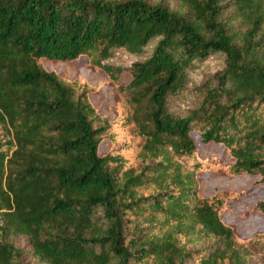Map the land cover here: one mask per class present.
Masks as SVG:
<instances>
[{
	"label": "trees",
	"instance_id": "16d2710c",
	"mask_svg": "<svg viewBox=\"0 0 264 264\" xmlns=\"http://www.w3.org/2000/svg\"><path fill=\"white\" fill-rule=\"evenodd\" d=\"M177 1L0 0V264H264V229L223 219L245 193L224 187L264 184V0ZM150 45L122 83L108 59ZM214 53L223 68L171 112ZM78 58L112 117L102 83L43 64Z\"/></svg>",
	"mask_w": 264,
	"mask_h": 264
},
{
	"label": "rangeland",
	"instance_id": "374dc122",
	"mask_svg": "<svg viewBox=\"0 0 264 264\" xmlns=\"http://www.w3.org/2000/svg\"><path fill=\"white\" fill-rule=\"evenodd\" d=\"M154 2L155 0H150ZM171 6H177V0H164ZM152 45L145 49V52L137 55L130 53L126 49H117L114 52L113 57L108 59V63L116 66H120L124 72L121 78V82L125 83L128 81L130 65L138 60H142L145 56L150 53ZM80 60V61H79ZM76 61V62H75ZM44 66L48 70H55L60 75L66 78H73L79 75L86 78L91 83H102L99 87L98 93L90 96L93 105L101 111V113L112 117V107L114 100L112 96V88L104 85V75L99 70L90 68L86 64V59L78 58L66 62H49L44 61ZM224 66V57L221 53H214L208 59L200 62H195L194 66L187 71L188 79L185 86L176 94H170L167 100L168 109L177 115H183L185 112L194 106L195 98L192 92L193 88L198 85L205 77L221 70ZM108 147L107 142H102L100 149L104 150ZM202 147L207 148L208 151H216L212 145H203ZM213 173H205L203 176V185L200 188L201 193H207L204 188ZM216 175V174H214ZM219 176V175H218ZM251 179L240 187H224V189L244 190L245 193L236 200L230 202L227 211L223 213V219L227 222L234 224L235 229L244 236H248L256 230L264 229V212L260 209H252L258 202L264 201V184L258 183L259 177L253 176ZM214 188L210 191L213 192ZM263 222V223H261ZM15 245L26 248V238H15ZM255 262V261H254Z\"/></svg>",
	"mask_w": 264,
	"mask_h": 264
}]
</instances>
